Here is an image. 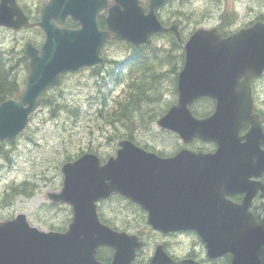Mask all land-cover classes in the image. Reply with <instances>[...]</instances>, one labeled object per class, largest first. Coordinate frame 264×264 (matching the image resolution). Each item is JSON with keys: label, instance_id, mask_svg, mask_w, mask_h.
<instances>
[{"label": "water", "instance_id": "obj_1", "mask_svg": "<svg viewBox=\"0 0 264 264\" xmlns=\"http://www.w3.org/2000/svg\"><path fill=\"white\" fill-rule=\"evenodd\" d=\"M111 1L49 0L40 8L36 25L45 39L40 49L26 46L29 73L18 100L0 104V141L12 140L24 129L28 115L39 106L40 95L55 85L62 73L100 63L99 51L106 40L140 45L150 35L170 30L180 40L175 26L166 29L157 20L155 10L165 0H147L146 14L140 0ZM102 10H107L106 31L97 26ZM67 17L80 28L71 30L56 24L58 21L63 26ZM30 25L15 0H0V26L18 30ZM263 70L264 23L226 38L216 29H197L184 44L177 103L157 125L175 133L185 144L196 138L216 143V151L195 154L183 149L171 158H160L123 140L104 164L93 153L81 155L61 167V193L48 195L51 201L70 206L72 218L67 230H38L24 214L0 222V264H98L96 250L105 245L115 250L112 264H122L126 251L122 242L127 235L112 231L97 216V202L113 194L139 205L148 214V225L156 230L193 229L206 241L210 255L233 253V264H260L257 258L264 245V224L257 225L246 214L254 193L247 192L241 205L224 197L250 187L232 173L237 165L247 164L243 157L253 152L251 141L262 137L258 117L252 113L251 82ZM203 96L212 98L215 108L210 116L197 119L188 106ZM245 124L250 125L249 132L238 137ZM241 140L245 142L241 144ZM263 167L260 157L250 165L248 175ZM235 223L249 230L235 233ZM258 227L261 229H254ZM234 235L239 239H229ZM254 252L256 262L248 259ZM162 257L163 253L156 251L150 264L167 263Z\"/></svg>", "mask_w": 264, "mask_h": 264}, {"label": "rangeland", "instance_id": "obj_2", "mask_svg": "<svg viewBox=\"0 0 264 264\" xmlns=\"http://www.w3.org/2000/svg\"><path fill=\"white\" fill-rule=\"evenodd\" d=\"M46 1L18 0L32 21L39 18L38 10ZM188 2L189 0H171L165 12L177 8L190 10L187 13L189 22L180 19L172 20L187 24L189 30H194L196 23H198L197 27H218L219 16L225 14L229 15L227 21L231 19L230 16L235 18L233 25L231 22L221 27L225 33L235 31L259 17L264 18V0H237L236 2L235 0H190ZM202 12H212V14L205 16L201 15ZM71 25H73L72 22L67 19L65 26ZM0 38H2V46H15L21 50L27 40L37 39L36 42H41L43 35L38 28L13 32L0 27ZM164 40L155 38L152 46L169 48L170 44L164 45ZM102 53L108 61L99 66L101 69L95 67L91 70L68 73L63 77L58 89L47 93L57 97L60 104L58 109L54 110L51 106L42 103V106L34 112L25 132L20 134L12 145L8 147L7 144L3 145L2 151L7 153V160L0 162V221L12 219L22 213L27 216L30 224L39 229L59 230L67 227L72 216L70 207L64 204H53L46 196L47 193L59 192L62 187L61 164L67 161V156L73 160L87 151H93L106 159L114 155L118 140L128 133L127 128L123 126L118 127L115 132L111 125H104L98 118L102 104L106 103L107 107H111L125 91L124 85L116 82L115 75L118 70L110 61L125 57L122 47L107 45ZM173 64H177L175 70H167L170 67L163 70L166 73L161 85L163 93L161 99L154 104L161 107L164 112L177 100L175 77L182 61H174ZM259 89H262L261 98L264 103V79L261 80ZM60 91H62L61 94ZM194 109L198 116H203L210 114L213 106L209 102H200L195 104ZM132 136L139 146H145L147 149L165 155L175 147H186L191 150L213 148L212 145L197 140L183 145L176 135L160 130L155 122L146 128H134ZM12 187L25 188L29 196L9 195L11 201L2 202L4 195L9 194ZM121 211L134 212L135 209L127 206L124 200L115 199L99 203L98 206L99 214L108 221L117 222L116 226L120 225L121 217L125 216L121 215Z\"/></svg>", "mask_w": 264, "mask_h": 264}, {"label": "trees", "instance_id": "obj_3", "mask_svg": "<svg viewBox=\"0 0 264 264\" xmlns=\"http://www.w3.org/2000/svg\"><path fill=\"white\" fill-rule=\"evenodd\" d=\"M163 44H170V47H153V41L141 47L125 45L132 52L123 60H110L118 70L116 80L122 77V70H127L125 74L127 89L111 107L103 103L98 118L104 125H111L115 131L120 126L126 127L128 130L126 136L131 140L134 128H146L163 113L161 107L154 105L161 99L163 93L161 85L166 74L163 70L166 67H170L167 70H175L177 64L173 62L183 61L181 46L173 37L165 39ZM104 62H106L105 58ZM26 64L27 60L22 51L15 46L4 47L0 42V103L19 96L27 74ZM54 98L52 94L46 95L42 99L43 105L51 106L54 110L58 109L60 104ZM15 192L13 189L12 194L14 195ZM112 222L110 220V223Z\"/></svg>", "mask_w": 264, "mask_h": 264}, {"label": "flooded vegetation", "instance_id": "obj_4", "mask_svg": "<svg viewBox=\"0 0 264 264\" xmlns=\"http://www.w3.org/2000/svg\"><path fill=\"white\" fill-rule=\"evenodd\" d=\"M263 22L260 18L253 20L252 22L244 25L242 28L248 27L252 24ZM174 24V22H167L165 26ZM179 26V24H177ZM180 28V26H179ZM238 30V29H237ZM235 30V31H237ZM218 31L222 33L223 36L230 35L235 31L225 33L218 27ZM124 43V42H123ZM264 79V73L262 77L255 79L252 83V88L254 89L253 98V111L258 113L261 117V126H263L264 133V113L262 106L263 101L259 100L262 97V89H259V83ZM257 90H256V88ZM258 92V94H257ZM259 95V96H258ZM259 117V118H260ZM250 130V125L245 124L241 126L239 130V135L242 136ZM255 144V143H254ZM260 149H264V145L259 146ZM243 174L241 173V176ZM249 181L254 182L257 187H255V197L249 207V213L252 214L254 219H256L257 224H262L264 222V172L255 177H250ZM245 193L242 191L232 193L226 196V199L233 204H240L244 198ZM238 214V213H237ZM240 215V213H239ZM243 215V214H241ZM235 217L237 215H234ZM132 225L128 228L125 226L119 227V231L127 232L129 236H134L131 238L128 245H134L137 241L142 242V247L138 251L133 253L125 252L124 257L128 258L130 262L128 264H148L151 260L156 247H162L164 253L170 257L175 262H182L183 264H233V253H220L218 255H210L207 249V243L204 238L198 235L195 231H183L176 233L163 234L160 232H155L148 227H140L139 219L133 217L132 221H128ZM244 225L237 226L236 223L233 227V232L242 233L247 232L249 227L243 228ZM261 229V228H255ZM216 239L221 240L218 236ZM229 239L238 240L239 238L234 235L230 236ZM113 255V250L107 247H100L96 251V258L103 264H110ZM259 259L261 264H264V246L260 249Z\"/></svg>", "mask_w": 264, "mask_h": 264}, {"label": "bare ground", "instance_id": "obj_5", "mask_svg": "<svg viewBox=\"0 0 264 264\" xmlns=\"http://www.w3.org/2000/svg\"><path fill=\"white\" fill-rule=\"evenodd\" d=\"M39 104L42 105V102H40ZM126 105H127V104H126ZM119 109H120V107H119ZM122 110H123V109H122ZM127 114H128V112H127ZM158 116H159V115H158ZM154 117H155V116H154ZM150 118H152V117H150ZM114 131H115V130H114ZM123 131H124V130H123ZM123 131H122V132H123ZM115 132H116V131H115ZM125 132H126V131H125ZM119 133H120V132H119ZM126 134H127V133H126ZM123 136H124V135H123ZM125 136H126V135H125ZM120 137H121V135H120ZM114 138H115V137H114ZM116 138H117V137H116ZM118 138H119V136H118ZM121 138H122V137H121ZM115 140H117V139H115ZM237 213H240V212H237ZM243 228L246 229L247 227H246V226H243Z\"/></svg>", "mask_w": 264, "mask_h": 264}]
</instances>
